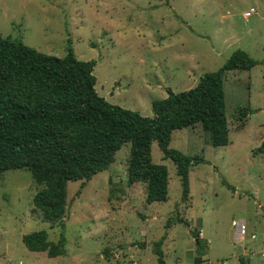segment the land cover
Segmentation results:
<instances>
[{"label":"rangeland","instance_id":"rangeland-1","mask_svg":"<svg viewBox=\"0 0 264 264\" xmlns=\"http://www.w3.org/2000/svg\"><path fill=\"white\" fill-rule=\"evenodd\" d=\"M0 35L57 57L71 46L78 59L96 61L99 95L152 116L151 102L166 88L189 89L237 48L264 61V0H0ZM223 89L227 145L213 146L200 123L171 134L169 147L204 158L189 171V198L181 199L175 165L153 142L152 161L168 168V198L147 203L146 184L127 181V143L108 169L84 184L67 182L64 255L29 251L21 241L35 230L58 239V222L32 203L43 185L26 168L0 173V264H157L154 242L163 235L165 264H264V152L254 153L264 140V63L227 71ZM175 217L189 226L166 227ZM236 219L246 223L241 241Z\"/></svg>","mask_w":264,"mask_h":264},{"label":"trees","instance_id":"trees-1","mask_svg":"<svg viewBox=\"0 0 264 264\" xmlns=\"http://www.w3.org/2000/svg\"><path fill=\"white\" fill-rule=\"evenodd\" d=\"M258 63L264 61L237 48L220 68L202 74L189 89L175 92L166 88L164 98L152 100V116H144L99 95L93 74L96 61L78 59L71 46L63 57H57L0 35V173L29 170L34 181L43 185L32 197L34 208L44 220L58 222L60 227L56 241L48 240L46 230L23 234L21 241L26 249L45 252L48 257L65 254L62 218L67 182L81 180L84 184L108 169L115 153L127 143V181L146 184L147 203L168 198V168L152 161L153 142L163 159L173 161L181 199L186 201L190 196L189 171L204 158L169 147L172 132L200 123L209 131L213 146L227 145L224 75L227 71L249 70ZM245 114L242 111L240 117ZM263 152L264 140L254 149L255 154ZM175 222L189 226L179 217L167 220L165 226ZM192 234L197 236L198 231ZM164 238L154 242L157 264H165L161 249ZM198 242L197 254L201 256L206 252L205 245L201 239Z\"/></svg>","mask_w":264,"mask_h":264},{"label":"built area","instance_id":"built-area-1","mask_svg":"<svg viewBox=\"0 0 264 264\" xmlns=\"http://www.w3.org/2000/svg\"><path fill=\"white\" fill-rule=\"evenodd\" d=\"M255 12H256V10L253 7H251L249 10L244 12V16L250 17ZM232 225L234 228V234H233L234 240L235 241L243 240L245 238L246 233H247L245 221L243 219H236V220L232 221ZM252 237H253V235H252ZM5 264H7V263H5Z\"/></svg>","mask_w":264,"mask_h":264},{"label":"water","instance_id":"water-1","mask_svg":"<svg viewBox=\"0 0 264 264\" xmlns=\"http://www.w3.org/2000/svg\"><path fill=\"white\" fill-rule=\"evenodd\" d=\"M198 240H199V235H197L196 237V243H198Z\"/></svg>","mask_w":264,"mask_h":264}]
</instances>
